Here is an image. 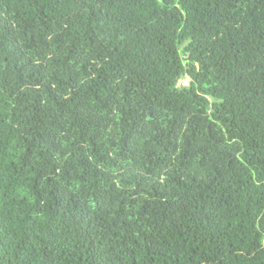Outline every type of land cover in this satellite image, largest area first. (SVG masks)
<instances>
[{
	"label": "trees",
	"instance_id": "1",
	"mask_svg": "<svg viewBox=\"0 0 264 264\" xmlns=\"http://www.w3.org/2000/svg\"><path fill=\"white\" fill-rule=\"evenodd\" d=\"M0 264H264V0H0Z\"/></svg>",
	"mask_w": 264,
	"mask_h": 264
},
{
	"label": "rangeland",
	"instance_id": "2",
	"mask_svg": "<svg viewBox=\"0 0 264 264\" xmlns=\"http://www.w3.org/2000/svg\"><path fill=\"white\" fill-rule=\"evenodd\" d=\"M188 83H189V79L186 78L185 80L181 81L179 84L185 86V85H188Z\"/></svg>",
	"mask_w": 264,
	"mask_h": 264
}]
</instances>
